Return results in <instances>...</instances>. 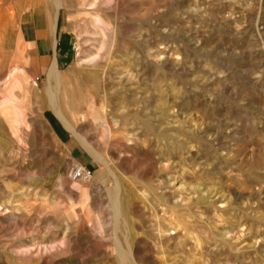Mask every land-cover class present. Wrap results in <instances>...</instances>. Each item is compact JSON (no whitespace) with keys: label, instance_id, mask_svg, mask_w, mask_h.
I'll return each instance as SVG.
<instances>
[{"label":"rangeland","instance_id":"rangeland-1","mask_svg":"<svg viewBox=\"0 0 264 264\" xmlns=\"http://www.w3.org/2000/svg\"><path fill=\"white\" fill-rule=\"evenodd\" d=\"M45 16L61 65L0 41V264H264V0H0V40Z\"/></svg>","mask_w":264,"mask_h":264},{"label":"crops","instance_id":"crops-1","mask_svg":"<svg viewBox=\"0 0 264 264\" xmlns=\"http://www.w3.org/2000/svg\"><path fill=\"white\" fill-rule=\"evenodd\" d=\"M45 17L42 25H37L31 19H20L14 26L7 25L8 27H13L15 38L14 36L13 38H8V35L5 34L3 39L0 40L5 42L9 39L11 43H14L11 51H9V62L12 63L18 60L24 68V73L31 74L36 78L45 69H48L54 59H57L58 64L61 65L66 56L65 51H63V54L57 53V44H60L62 40L61 34L58 33L56 25H53V22H50L47 16ZM62 43H64L63 40ZM60 48L59 46L58 50ZM51 50H54L53 58H51ZM30 65H33L34 70L31 71Z\"/></svg>","mask_w":264,"mask_h":264},{"label":"built area","instance_id":"built-area-1","mask_svg":"<svg viewBox=\"0 0 264 264\" xmlns=\"http://www.w3.org/2000/svg\"><path fill=\"white\" fill-rule=\"evenodd\" d=\"M90 176V171L81 165L73 167L70 172V177L72 180H87L90 178Z\"/></svg>","mask_w":264,"mask_h":264},{"label":"bare ground","instance_id":"bare-ground-1","mask_svg":"<svg viewBox=\"0 0 264 264\" xmlns=\"http://www.w3.org/2000/svg\"><path fill=\"white\" fill-rule=\"evenodd\" d=\"M10 16V15H9ZM8 21H9V25H12V26H14L15 25V20H14V18H8ZM91 60V59H90ZM57 63L55 62L54 63V65H53V67L51 68V72L52 73H56L57 72ZM62 244V243H61ZM54 247V246H53ZM58 247H59V245H58ZM121 254V253H120ZM125 254V253H124ZM26 256V255H25ZM20 257H21V255H20ZM128 260V259H127ZM128 262V261H127Z\"/></svg>","mask_w":264,"mask_h":264}]
</instances>
